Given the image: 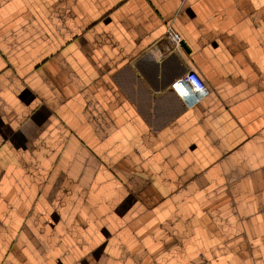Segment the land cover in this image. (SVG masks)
<instances>
[{"label":"crops","instance_id":"obj_1","mask_svg":"<svg viewBox=\"0 0 264 264\" xmlns=\"http://www.w3.org/2000/svg\"><path fill=\"white\" fill-rule=\"evenodd\" d=\"M0 264H264V0H0Z\"/></svg>","mask_w":264,"mask_h":264},{"label":"built area","instance_id":"obj_2","mask_svg":"<svg viewBox=\"0 0 264 264\" xmlns=\"http://www.w3.org/2000/svg\"><path fill=\"white\" fill-rule=\"evenodd\" d=\"M166 34L171 46L174 49H183L182 36L172 25L168 26ZM179 84L184 88L183 92H180L178 88L181 98L188 107L194 106L196 103L206 98L210 93V89L206 85L203 78L194 70H188L184 75H182L179 79ZM177 85L178 83H175L176 87Z\"/></svg>","mask_w":264,"mask_h":264},{"label":"bare ground","instance_id":"obj_3","mask_svg":"<svg viewBox=\"0 0 264 264\" xmlns=\"http://www.w3.org/2000/svg\"><path fill=\"white\" fill-rule=\"evenodd\" d=\"M181 87H182L181 85H178V88H179V89H181ZM181 91H184V88H183V90H181Z\"/></svg>","mask_w":264,"mask_h":264}]
</instances>
